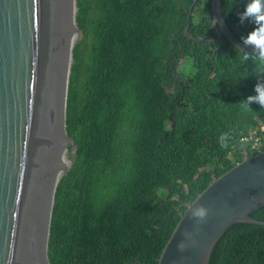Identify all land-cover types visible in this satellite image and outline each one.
<instances>
[{
	"label": "trees",
	"instance_id": "trees-1",
	"mask_svg": "<svg viewBox=\"0 0 264 264\" xmlns=\"http://www.w3.org/2000/svg\"><path fill=\"white\" fill-rule=\"evenodd\" d=\"M245 3L221 0L241 42L253 28L238 17ZM75 5L82 39L72 50L64 130L76 147L67 146L70 164L56 184L48 260L157 264L186 205L242 152H264V108L237 105L264 73L242 65L226 37L196 40L218 37L212 0ZM221 133L231 137L227 149ZM250 217L264 221V204ZM209 264H264V225H231Z\"/></svg>",
	"mask_w": 264,
	"mask_h": 264
},
{
	"label": "water",
	"instance_id": "water-1",
	"mask_svg": "<svg viewBox=\"0 0 264 264\" xmlns=\"http://www.w3.org/2000/svg\"><path fill=\"white\" fill-rule=\"evenodd\" d=\"M212 11L218 37L196 40L226 37L251 53L225 24L221 0ZM76 12L75 0H0V264H50L56 180L70 164L67 146L76 147L64 130L72 49L82 35ZM242 156L193 201L208 209L202 223L186 205L157 264H209L231 225H264L250 217L264 204V152Z\"/></svg>",
	"mask_w": 264,
	"mask_h": 264
},
{
	"label": "clouds",
	"instance_id": "clouds-1",
	"mask_svg": "<svg viewBox=\"0 0 264 264\" xmlns=\"http://www.w3.org/2000/svg\"><path fill=\"white\" fill-rule=\"evenodd\" d=\"M238 17L241 23L247 21L253 25L252 30L241 38L243 44L252 49L251 53L238 49L241 53V63L243 65L251 61L253 68L256 70L254 75L259 77L261 73H264V0H246L244 9L238 13ZM246 76L242 78H246ZM254 92L255 95L248 96L237 105L245 111H252L249 107L252 103L264 108V79H258L254 86ZM230 140L231 137L228 133H221L218 137L219 147L227 149ZM187 213L190 219L196 220L197 223H202L208 215V209L193 202L188 205ZM178 247L183 249L184 245L180 244Z\"/></svg>",
	"mask_w": 264,
	"mask_h": 264
},
{
	"label": "rangeland",
	"instance_id": "rangeland-1",
	"mask_svg": "<svg viewBox=\"0 0 264 264\" xmlns=\"http://www.w3.org/2000/svg\"><path fill=\"white\" fill-rule=\"evenodd\" d=\"M197 29H198V25H197L196 28H195V31H196V32H198ZM81 39H82V35H81ZM78 42H79V41H77L76 44H77ZM76 44H75V45H76ZM73 49H74V48H73ZM73 49H72V50H73ZM72 62H73V60H72ZM71 65H72V64H71ZM182 68H183V66H182V64H181L180 67H179V69H182ZM68 166H69V165H68Z\"/></svg>",
	"mask_w": 264,
	"mask_h": 264
},
{
	"label": "built area",
	"instance_id": "built-area-1",
	"mask_svg": "<svg viewBox=\"0 0 264 264\" xmlns=\"http://www.w3.org/2000/svg\"><path fill=\"white\" fill-rule=\"evenodd\" d=\"M262 131L264 132V128L262 129ZM250 140H252V139H248L247 141H250ZM245 141H246V139H245ZM252 149L254 150V149H256V143H253L252 144ZM261 153V152H260Z\"/></svg>",
	"mask_w": 264,
	"mask_h": 264
},
{
	"label": "bare ground",
	"instance_id": "bare-ground-1",
	"mask_svg": "<svg viewBox=\"0 0 264 264\" xmlns=\"http://www.w3.org/2000/svg\"><path fill=\"white\" fill-rule=\"evenodd\" d=\"M76 42H77V41H74V45H73V47L75 46ZM70 62H71V57H70ZM60 177H61V175H60V173H59L58 178H57V180H56V183L58 182V180L60 179Z\"/></svg>",
	"mask_w": 264,
	"mask_h": 264
}]
</instances>
